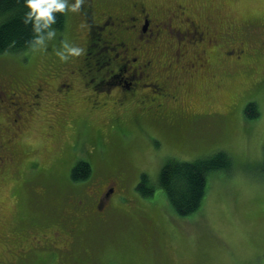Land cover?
<instances>
[{
    "label": "rangeland",
    "instance_id": "rangeland-1",
    "mask_svg": "<svg viewBox=\"0 0 264 264\" xmlns=\"http://www.w3.org/2000/svg\"><path fill=\"white\" fill-rule=\"evenodd\" d=\"M135 1L150 9L179 0H104V10L121 12ZM182 1L198 24L208 28L211 18L212 29L224 34L216 43L203 40L197 47L188 46L180 58L185 70H192V62L196 72L194 77L174 73L177 109L180 104L185 109L177 130L142 121L140 108L132 104L123 103L127 115L111 111L107 101L99 107L104 97H97L102 101L94 106L79 76L68 106L61 105L56 90L61 72L69 78L80 55L64 63L66 68L56 70L53 78L45 69L52 67L63 41L74 45L75 33L85 34L79 11L70 10L64 28L46 47L0 54V81L11 75L40 88L34 99L21 96L30 111L27 115L28 108L22 109L13 132L15 102L7 96L0 101V264H20L21 252L25 264H58L56 249L30 248L33 241L40 242L38 233L53 238L55 217L81 214L84 206L94 216L87 195L110 187L113 192L102 212L111 224L86 223L77 252L89 257L71 252L66 263L67 251H60V264H264V0ZM173 26L186 29L176 21ZM165 51L157 65L169 62L167 70H179ZM75 99L80 102L74 104ZM249 103L255 104V117L245 112ZM219 152L226 153L230 167L207 175L195 214L177 216L158 184L161 168L170 161L193 162ZM88 160L94 163L91 178L72 181L71 163ZM39 174L48 177L39 182ZM142 174L151 195L137 190ZM67 242V249H75L69 241L56 244Z\"/></svg>",
    "mask_w": 264,
    "mask_h": 264
},
{
    "label": "flooded vegetation",
    "instance_id": "flooded-vegetation-1",
    "mask_svg": "<svg viewBox=\"0 0 264 264\" xmlns=\"http://www.w3.org/2000/svg\"><path fill=\"white\" fill-rule=\"evenodd\" d=\"M105 3L104 0H84L81 4L79 17L84 22L85 34L80 37L78 33H75L73 41L74 45H79L81 44L80 38H82L84 51L78 59L79 66L68 72L71 74L69 78L61 72L59 83L56 86L57 92L62 96L61 105L68 106L70 96L75 91L73 81L79 80V76L83 89L89 91L94 97L92 98L94 106L96 101H102L97 97H104L105 100L99 103V107L106 106L104 102L107 101L111 106V111L124 112V115H127L130 112L128 108H123V103L132 104L140 108L139 118L142 121H150L155 125H170L166 128L177 130L178 124L184 120L179 115L185 113V109L181 104L177 109L178 98L175 84L178 83V79L174 73L194 77L196 72L193 70L192 62L189 63L192 70H185L186 66L181 64L180 58L185 55L188 46L197 47L203 40L216 43L220 34L224 32L222 30L216 32L212 29L211 18L208 19V28L198 24L192 16L188 15L190 8L182 0L172 6L151 7L150 9L143 2L135 1L121 12L105 11ZM173 21L183 23L186 26L185 31L174 30ZM209 34L215 37L208 38ZM164 49L167 55L175 58L174 64L179 66V70H167L166 68H171L169 62H163L161 66L157 65L160 61L158 59L164 57L160 54ZM195 56L200 57L199 54ZM77 58L79 56H71L67 61L75 62ZM67 61L61 60L56 54L52 67L46 65L48 67L45 69L47 70L46 75L53 78L56 70H64L62 66ZM205 73L209 74V70ZM26 82L21 84L18 78L11 75L0 81V101L7 96L15 102L12 109L13 123L10 125L12 132L15 123L22 117V109L26 112L28 108L27 115H29V105L26 100L20 101L21 96L27 95L34 99L37 91H40V88H31L28 79ZM22 102L27 104L26 107ZM79 102L75 99L74 104ZM2 150L0 142V153ZM5 158L9 159L7 156ZM87 164L93 173L94 163L87 161ZM108 182L110 184L112 181ZM111 190H113L112 187L100 192L97 190L88 194L86 200L90 199L93 209L101 212L106 206ZM83 208V212L78 215L67 213L63 217L61 214L55 217L50 226L53 238L50 235L38 233L37 237L40 242L35 244L33 241L30 248L46 246L48 250L56 249L57 258L62 257L60 251H67L63 255L67 263V259L73 256L70 253L75 249H67L68 242L66 245H57L56 242L65 240L72 242L70 247H81L82 241L76 238L79 227L84 223L104 219L102 214L97 213L98 211H96L97 218H94L92 214L89 215L90 212L85 206ZM18 255L20 264H25V255H22V252ZM74 256H77L76 253Z\"/></svg>",
    "mask_w": 264,
    "mask_h": 264
},
{
    "label": "trees",
    "instance_id": "trees-1",
    "mask_svg": "<svg viewBox=\"0 0 264 264\" xmlns=\"http://www.w3.org/2000/svg\"><path fill=\"white\" fill-rule=\"evenodd\" d=\"M26 10L27 8L23 0H0V54L20 52L32 47L34 36L38 34L33 31L31 23H24L23 17ZM54 15L57 16V21L53 25H50V28H55L57 30L56 32L62 31L70 15V10L63 13L58 12ZM41 31L46 36L49 29L46 28ZM245 112L248 114L247 116L255 117L257 115L255 104L249 103L245 108ZM117 119L115 117L110 122L115 123ZM71 165L73 167L70 166L69 168V177L74 182L87 179L92 172L87 161H78L75 164L71 163ZM229 167V160L225 152H219L214 157L199 159L193 162L170 161L161 168L158 176V184L166 194L173 212L177 216L185 218L195 214L201 207L205 194L207 175L213 171L227 170ZM262 171L264 172V161ZM46 177L48 175L39 174L35 179L40 182L44 181ZM137 190L146 195L152 194V187L149 185L148 178L145 174L140 175ZM25 199L27 200V198ZM95 211H98L97 213L102 214L104 217L100 221L96 220L97 225L98 222H101V225L111 224L102 211ZM97 213H95L94 218H97ZM84 225L85 223L79 227V232H77L76 238L78 241H83ZM70 243L72 242L69 241ZM78 248L80 247L78 246L73 251V253L77 254L78 258L80 256L82 259L89 257L85 255V252L80 254L82 250L77 252ZM55 261L58 264L61 262L56 256ZM43 264L46 263L43 262Z\"/></svg>",
    "mask_w": 264,
    "mask_h": 264
},
{
    "label": "clouds",
    "instance_id": "clouds-1",
    "mask_svg": "<svg viewBox=\"0 0 264 264\" xmlns=\"http://www.w3.org/2000/svg\"><path fill=\"white\" fill-rule=\"evenodd\" d=\"M26 5L24 13V23H31L33 31L38 35L34 36L33 48L46 47V41L56 36V29L50 28L57 21L55 13H63L71 10L77 12L81 8L84 0H23ZM49 29L46 36L42 33V29ZM84 49L79 45L70 44L67 40L63 41V48L57 50V55L61 60L67 61L70 56H79Z\"/></svg>",
    "mask_w": 264,
    "mask_h": 264
}]
</instances>
